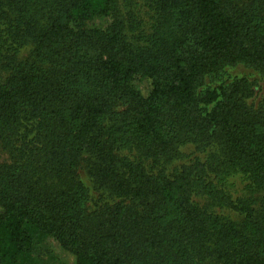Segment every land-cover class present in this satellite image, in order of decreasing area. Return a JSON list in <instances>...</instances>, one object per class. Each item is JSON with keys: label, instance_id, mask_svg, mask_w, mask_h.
Segmentation results:
<instances>
[{"label": "trees", "instance_id": "16d2710c", "mask_svg": "<svg viewBox=\"0 0 264 264\" xmlns=\"http://www.w3.org/2000/svg\"><path fill=\"white\" fill-rule=\"evenodd\" d=\"M0 150V264H264V0H0Z\"/></svg>", "mask_w": 264, "mask_h": 264}, {"label": "rangeland", "instance_id": "374dc122", "mask_svg": "<svg viewBox=\"0 0 264 264\" xmlns=\"http://www.w3.org/2000/svg\"><path fill=\"white\" fill-rule=\"evenodd\" d=\"M108 22V18H96L92 21L93 25L103 26ZM136 86L140 89L144 94H149L152 89L151 79L147 77H143L136 81ZM6 154L1 153L0 150V160L5 158ZM84 177L86 181L92 186L94 183L88 178L87 171L83 168ZM87 176H86V175ZM94 198H98L99 200H105L106 197L102 196V192L99 189L94 188L92 190ZM35 259L31 262V264H65V263H74L75 257L71 254L64 246L54 238H45L40 241L36 245V249L34 251Z\"/></svg>", "mask_w": 264, "mask_h": 264}]
</instances>
